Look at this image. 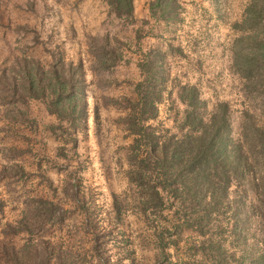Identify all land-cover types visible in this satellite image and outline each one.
I'll list each match as a JSON object with an SVG mask.
<instances>
[{"label": "rangeland", "instance_id": "obj_1", "mask_svg": "<svg viewBox=\"0 0 264 264\" xmlns=\"http://www.w3.org/2000/svg\"><path fill=\"white\" fill-rule=\"evenodd\" d=\"M251 1L178 0V19L166 21L150 15V0H133L134 22L128 24L110 14L107 0H0V69L15 56L46 65L52 52L65 61H81L88 111L86 124L72 133L66 125L67 131H53L57 120L39 100L0 103V264L6 262V245L25 244H36L47 264H210L196 251L198 237L189 228L162 254L153 228L137 213L135 188L127 178L133 136L121 120L129 112L123 98H136L142 78L138 62L151 54L161 90L152 126L177 132L185 109L178 88L194 85L208 111L228 102L236 135L243 110L258 116L262 110L261 97L246 94L245 81L233 67L235 38L241 35L234 24ZM91 36H108L122 50V60L111 70H90ZM243 189L247 196L240 217L248 215L254 195L235 182L228 190L232 200ZM45 209L53 212L50 220ZM167 214L171 218V211ZM216 218L226 227L225 246L239 258L257 238L255 219L243 226L240 221L244 230L235 245L230 211ZM21 221L33 231L4 233L7 223Z\"/></svg>", "mask_w": 264, "mask_h": 264}, {"label": "trees", "instance_id": "obj_2", "mask_svg": "<svg viewBox=\"0 0 264 264\" xmlns=\"http://www.w3.org/2000/svg\"><path fill=\"white\" fill-rule=\"evenodd\" d=\"M107 3L110 14L125 23L134 22L133 0H107ZM179 7L178 0L149 2L150 15L166 21L178 19ZM234 27L241 35L235 38L233 67L245 81L246 94L261 97L259 116L243 110L235 135L227 101L217 102L208 111L207 101L201 98L198 88L182 85L178 88V98L185 109L178 131H160L149 123L157 116L161 90L156 84L157 59L147 54L145 60L138 62L142 78L135 85L136 98H123L127 103L123 107L129 108V112L121 120L133 136L128 146L127 178L135 188V209L153 228L162 254L166 247L178 242L183 228H189L198 237L196 251L210 264H264V0H252L241 22ZM89 39L90 70L94 73L109 71L122 60V50L108 36ZM50 55L52 60L46 65L34 58L15 56L2 67L0 103L15 106L30 99L39 100L57 120L51 125L53 131H67L66 125L73 133L86 124L88 117L84 65L81 61H65L59 52ZM94 119H98L96 111ZM234 182L244 185L254 195V201L248 202L245 217H240V211L245 206L247 190L230 200L228 190ZM2 207L0 199V210ZM114 207L119 213L116 200ZM36 210L41 213V206ZM228 211L235 245L240 244L244 230L240 221L242 226L248 218L257 223L254 244H246L239 258L225 246L226 227L218 225L216 218ZM44 213L45 220H50L53 212L45 209ZM161 221L170 224L165 226ZM24 222L7 223L4 233L32 232ZM36 246L6 245L2 249L4 264H47Z\"/></svg>", "mask_w": 264, "mask_h": 264}]
</instances>
